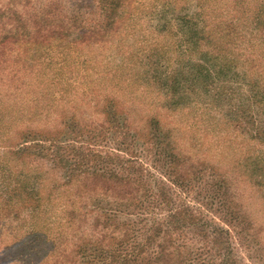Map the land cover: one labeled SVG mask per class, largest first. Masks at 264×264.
I'll use <instances>...</instances> for the list:
<instances>
[{
	"label": "rangeland",
	"instance_id": "obj_1",
	"mask_svg": "<svg viewBox=\"0 0 264 264\" xmlns=\"http://www.w3.org/2000/svg\"><path fill=\"white\" fill-rule=\"evenodd\" d=\"M51 1L0 0V264H88L80 245L93 257L94 243L112 248L122 234L103 226L105 213L133 226L135 244L184 202L229 233L237 264H264V0H122L115 11L110 0H54L67 20L36 32V57L19 64L27 54L3 43L14 16L35 17ZM50 126L62 129L63 146L128 152L173 205L147 209L145 199L136 216V205L104 189L84 199L87 215L72 229L59 197L44 211L21 207L10 188L29 167L11 148L27 128ZM172 154L185 161L180 186L164 173ZM178 225L166 231L184 263L204 264L207 241Z\"/></svg>",
	"mask_w": 264,
	"mask_h": 264
},
{
	"label": "trees",
	"instance_id": "obj_2",
	"mask_svg": "<svg viewBox=\"0 0 264 264\" xmlns=\"http://www.w3.org/2000/svg\"><path fill=\"white\" fill-rule=\"evenodd\" d=\"M52 1L48 2L47 8L43 9L42 12L39 11L35 17L29 15V18L26 19L21 14L20 16H14L11 25L12 29L3 38V43L8 42V40H14V44H18V48H22L21 50L27 54H22L18 58L19 64L30 65V59L36 57L33 50L39 44L37 41L32 40L36 32L55 24L63 26V23L67 20V14L55 12L58 5L52 7L55 3L54 0ZM94 1L96 2L97 0ZM103 1L98 0V4L107 3L108 0ZM110 5L113 6L115 11L116 8L122 5V0H110ZM5 14L7 13L2 11L0 16H5ZM189 16L194 18L193 15ZM113 21L114 18L110 20V22ZM30 54L32 55L30 56ZM36 67L31 66L30 70L34 71ZM65 124L69 125L66 128L67 131L73 132L77 129L75 124L70 126L69 122H64L63 125ZM43 128L39 129L37 127L36 131L32 127L27 128L24 134V142L17 148H11V152L23 154L24 157L21 160L28 163L29 167L23 176L15 175V180L10 188L13 201L15 196L21 198V207L22 205L23 208L31 207L30 209L34 210V212L44 211L53 202L54 198L59 197L66 202L64 219L72 229L74 228L76 217L81 214L87 215V211L81 212L80 208V205L84 203V199L87 196H92L93 193L97 195L99 194L98 191L104 189V194L115 195L120 200L126 199L134 206L136 205L135 207L138 209L136 216L144 215L146 212V209L142 208L145 199L149 206L147 209L155 210L173 205L169 192L165 188L158 190L157 186L155 188L149 179H145L141 172L137 170L134 159L128 156V152L126 156H123L115 152L95 151L91 146L88 145L86 147L81 144L85 142H77L79 145L68 144L63 146L65 142L62 140V129L59 131L58 127L55 128L53 126ZM29 142H33V144H28ZM112 161H114L113 164L116 166L111 164ZM168 162L173 170H170L167 164L164 173L173 176L171 178L173 183H177L180 186L183 182L181 178L185 161L179 156L172 154V158ZM126 166L130 167V171L125 170ZM142 168H144L143 165ZM42 170H45V172L42 173ZM47 179L52 185L49 186L47 184ZM90 184H93L94 187H90ZM154 188L157 189V195L153 198L154 195L151 194ZM75 189L76 192L74 193ZM76 194L78 196L73 197ZM149 197H151V200H149ZM83 206L87 207V203L83 204ZM167 211H169L171 220L169 219L166 225L154 222L144 240L135 242V244H131L132 241L130 239L133 235V226H130L126 221L115 222L111 217L112 213L107 214V212L105 213L103 226L113 229L114 233L121 231V236H111L114 239L112 248H110V245L104 247L93 242L96 245L94 250L99 252L93 257H90L86 245H80L81 249H78V254L82 261H86L84 263L88 264H93L96 258L105 264H131L132 261H136L138 264H186L184 263L186 260L185 255L177 248V245H174L171 233L166 231L167 224L170 225L173 220L175 227L179 226L180 221L186 222L193 231L207 241L206 253L208 256L202 263H238L234 258V252L229 243V233L218 225V222H213V224L204 220L201 223L202 219H200L199 215H195L190 205L185 202L182 204L176 203L175 215L172 214L173 210L171 207ZM139 218L143 219V216ZM211 225L214 227L208 228ZM209 232L213 233L212 238L209 236ZM96 240L100 244L103 242L102 239ZM126 244H129V246H127V249L122 250L123 245L126 246Z\"/></svg>",
	"mask_w": 264,
	"mask_h": 264
}]
</instances>
